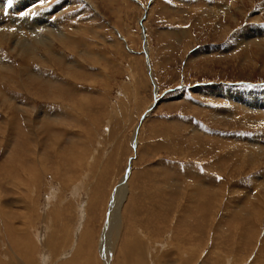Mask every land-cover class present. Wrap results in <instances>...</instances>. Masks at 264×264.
I'll return each mask as SVG.
<instances>
[{"label":"rangeland","instance_id":"rangeland-1","mask_svg":"<svg viewBox=\"0 0 264 264\" xmlns=\"http://www.w3.org/2000/svg\"><path fill=\"white\" fill-rule=\"evenodd\" d=\"M24 1L0 0L8 20L0 33L17 38L13 28L45 17L59 27L52 48L64 60L45 53L44 44L33 51L13 37L0 44V63L7 61L0 66V264H104L103 248L113 264H128V257L131 264H182L187 249L200 258L192 264H211L214 256L219 264H264V137L255 143L261 149L251 145L264 136V107L227 95L264 98V0H238L235 7L229 0L215 9L222 0H36L30 13L20 15L26 6L7 17ZM23 31L40 40L30 27ZM252 32L263 37L242 36ZM3 96L14 111L3 107ZM131 159L120 234L110 246L98 231ZM78 183L85 184L80 192ZM74 188L79 195L71 196ZM79 207L93 215L92 228L84 219V242ZM125 227L139 244L121 254ZM34 228L44 234L39 240ZM12 230L28 239V249L12 242ZM170 238L166 258L162 246Z\"/></svg>","mask_w":264,"mask_h":264},{"label":"bare ground","instance_id":"bare-ground-1","mask_svg":"<svg viewBox=\"0 0 264 264\" xmlns=\"http://www.w3.org/2000/svg\"><path fill=\"white\" fill-rule=\"evenodd\" d=\"M35 1L36 0H25L24 2H22V3H19L18 5H16V7L13 9L12 8V10H10V9H6V10H10L11 11V13H10V11L9 12H7L6 14H7V17H9L10 15H12V13H14V12H17V10H19V8H21V9H23L24 7H26V6H28L29 4H31L32 2H34L35 3ZM228 1L229 0H222V2H219V3H214L212 6H211V9H215L216 7H222L224 4L225 5H227V3H228ZM237 1L238 0H233V3L231 4V7H235V6H237ZM3 3H5V1H3ZM7 4V3H6ZM6 4H4V5H6ZM33 5V4H32ZM0 6H1V3H0ZM29 7V6H28ZM27 8V7H26ZM25 8V9H26ZM58 8L59 7H57V9L55 10L56 12H59V10H58ZM60 8H61V6H60ZM145 8V7H144ZM2 10H3V8H1ZM0 9V10H1ZM20 9V10H21ZM21 13V12H20ZM5 14V13H4ZM49 15H47L48 17H50V14L51 13H48ZM57 14V13H56ZM16 15V14H15ZM144 15L145 14H143V17L141 18V20L144 18ZM4 15H3V12L1 13L0 12V26H3V27H5V25L7 26V24H8V20L5 18V19H3L2 17H3ZM13 17V16H12ZM67 17V16H66ZM34 18V17H33ZM15 19V18H14ZM64 21V20H63ZM57 22V21H56ZM144 22V21H143ZM14 23V22H13ZM16 23V22H15ZM14 23V24H15ZM29 23H31V22H29ZM65 23V22H64ZM58 24V23H57ZM32 25V26H31ZM55 25V24H54ZM53 25V23H51L50 21L48 22V19L47 18H45V17H41V18H39L38 20H36V22L34 23V24H26V23H21V25H20V27L22 28V29H20V30H18L17 28H13V30L15 31V33H17L18 35H20V33H21V35L20 36H17V38L15 37V35H5L4 33L5 32H3V33H0V44H3V43H7V41L9 40V39H11L12 37H13V39H14V45H16V46H18L19 48H21V49H24V50H28L29 49V51H33V50H37V48H38V46H39V44H44V46L46 47V50H45V53L46 52H50L51 54L53 53V55H56L59 59H63L64 60V58H63V55H62V53H60V51H58V52H54V49L52 48V42H53V40L54 39H56V37H53L52 36V34H54V33H52V30L54 31V32H56L57 34H58V32H59V27L56 25L55 27H53L54 26ZM66 25V24H65ZM141 25L143 26L142 28H144L145 27V25H144V23H141ZM11 26H13L11 23H10V26L9 27H11ZM14 26H16V25H14ZM30 27V29L32 30V32H30L31 34L33 33V31H35V34H39L38 36L40 37V40L37 42H34L33 43V41H29L28 40V38L26 37V36H28V34L27 33H23L24 31H23V29H25V28H29ZM58 27V28H57ZM37 28H41L42 30L43 29H45L46 31L48 30V32L47 33H42V30L41 29H37ZM11 29V28H10ZM54 29H56V31L54 30ZM3 30L4 31H9L8 30V28H3ZM40 30H41V33H40ZM12 31V30H11ZM142 31V30H141ZM144 31V30H143ZM10 32V31H9ZM26 32V31H25ZM37 32V33H36ZM8 33V32H7ZM23 34V35H22ZM262 33H259V32H257V33H253L252 32V34H248V33H246V34H243L242 36L244 37V38H247V37H253V36H257V35H261ZM61 35H63V34H61ZM25 36V37H24ZM247 36V37H246ZM261 37H263V35H261ZM19 38V39H18ZM124 38V37H123ZM60 39V38H59ZM142 39H143V44H144V50H145V53H146V62H145V65L147 66V72L149 73V75H151V66H150V63H149V61H150V57H149V52H148V46H147V38L144 36V34H143V32H142ZM241 39V38H240ZM33 40H35V39H33ZM247 40H248V38H247ZM241 41V40H240ZM244 41V40H243ZM243 41H241V42H243ZM245 42V41H244ZM247 42V41H246ZM25 44V45H24ZM12 47V46H11ZM14 47V46H13ZM12 47V48H13ZM41 47V46H40ZM20 49V50H21ZM39 49V48H38ZM40 51V50H39ZM84 51V50H83ZM22 52V51H21ZM44 53V54H45ZM66 58V57H65ZM3 59V58H2ZM72 61V60H71ZM28 62V61H27ZM44 62V61H43ZM46 62V61H45ZM66 62H67V60H66ZM65 62V63H66ZM47 63H49V62H47ZM1 65L0 66H3V67H7L6 66V64H7V61H2V63H0ZM39 76V75H37L35 72L34 73H32V76ZM31 76V77H32ZM30 77V78H31ZM32 80V79H31ZM153 81V80H152ZM30 82V81H29ZM25 87V86H24ZM23 87V88H24ZM27 88V87H26ZM25 88V89H26ZM217 88H215V87H212V86H210L209 87V92L210 93H213V92H215V90H216ZM27 91H29L28 89H26ZM0 91H2V89L0 88ZM156 91H157V86L155 85V83H154V93H156ZM225 91V90H224ZM218 92H221V91H218ZM239 92V91H238ZM236 93L235 92V94H234V92L233 93H230V94H227L228 95V98L229 99H235V100H237L238 102H239V104H244V100L243 101H241L239 98L241 97V96H245V100L246 99H253L252 101H251V104L253 105V106H255V107H253V108H259V106H260V108H262V106L264 107V98H262L261 97V95H260V97H258V96H256V94H254L253 92H240V93ZM3 94L4 93H6V92H2ZM1 93V94H2ZM43 96V95H42ZM4 97V96H3ZM46 97V96H45ZM69 97V96H68ZM44 98V97H43ZM1 100H3V104H5L6 103V105L5 106H3V107H5V108H7V109H10V111L13 109V111H14V109H15V107L14 106H12V104H10V103H8L7 101H6V99H5V97L4 98H2ZM151 106L152 105H150V107L148 108V111L150 110V108H151ZM20 107H22V106H20ZM23 109H24V107H22ZM21 108V109H22ZM19 110V111H21L22 112V110ZM5 110V109H4ZM25 110H26V108H25ZM261 110V109H260ZM18 111V110H17ZM48 111V110H47ZM258 111V110H257ZM242 112V111H241ZM47 113H50V112H47ZM52 114V113H51ZM14 116V115H13ZM257 116H259V115H257ZM10 117H11V115H10ZM13 119V118H12ZM11 119V120H12ZM16 120V119H15ZM33 121V120H32ZM1 123V122H0ZM38 124H40V123H38ZM42 124V123H41ZM44 125V124H43ZM26 126H24V128H25ZM41 127V126H40ZM44 127V126H43ZM28 128V127H27ZM30 128V127H29ZM36 132V131H35ZM36 134V133H35ZM39 134V133H38ZM135 135V137H136V139H134V142H132L133 144H134V146H135V144H137L138 143V138H137V131H135V133L133 134V136ZM260 135V134H259ZM257 137V136H256ZM262 137H264L263 135L262 136H260V138L259 139H257V138H255L256 140V142L255 141H253V139H251L252 140V142H251V145L253 144V146H256V148L258 147V148H260L261 149V145H256L255 143H258V142H260V139H262ZM238 139V138H237ZM233 140H235V139H233ZM242 140V139H241ZM43 141V140H42ZM39 142L40 141H38V144H39ZM249 142V141H248ZM254 142V143H253ZM233 143V142H232ZM264 143V142H263ZM239 144V143H238ZM237 144V145H238ZM248 146H250V145H248ZM263 146V145H262ZM224 148V147H223ZM257 148V149H258ZM136 150H137V148H136ZM253 153V152H252ZM256 153V152H255ZM255 157V156H254ZM263 159V158H262ZM37 160V159H36ZM47 160H48V158H47ZM39 162V161H38ZM42 162H43V160H42ZM44 163V162H43ZM45 163H46V161H45ZM48 164V163H47ZM132 164H133V162H132V159L129 161V164H127L128 166L126 167V171H125V174H124V178H123V181H122V184H121V188L118 190V188L116 187L115 188V192H113L112 193V196L113 197H111L110 198V201H109V204H108V208H107V212H108V214L106 215V218H104L105 219V221H104V224H103V227L102 228H100L99 229V231H98V236L99 235H101V243H103V244H105V243H107V241H108V243H110V246L111 245H113L114 246V243H115V241L117 240V238H118V236H119V234H120V228H121V219H120V215H119V209H120V207H121V205H120V203L121 202H123V199L126 197L127 198V196H126V194H127V179L128 178H130L129 176L132 174L131 173V170H132ZM42 165V164H41ZM42 167V166H41ZM54 167V166H53ZM37 168V167H36ZM49 168V167H48ZM42 170V169H41ZM45 170V169H44ZM55 172V171H54ZM30 173V172H29ZM85 173V172H84ZM195 173V172H194ZM82 175V174H81ZM88 175V174H87ZM183 175H185L184 173H183ZM196 177H198L197 175H196ZM195 178V177H194ZM196 179H198V178H196ZM195 179V180H196ZM200 179V178H199ZM85 180V179H84ZM200 181V180H199ZM198 184V183H197ZM65 185V184H64ZM82 183H78V186H76L77 188H78V190H79V192L81 191V189H82ZM85 185V184H84ZM83 185V186H84ZM202 186V185H201ZM75 187V186H74ZM87 188V187H86ZM193 188V187H192ZM191 188V189H192ZM76 188H74L72 191V195L71 196H73V195H79V192L78 191H76L75 190ZM197 189V188H196ZM200 189V188H199ZM202 189V188H201ZM69 190H70V188H69ZM68 190V191H69ZM173 190V189H172ZM176 190V189H175ZM196 193H197V191L196 190H194ZM201 191V190H200ZM171 192V191H170ZM193 192V191H192ZM201 192H203V191H201ZM201 192H200V194H201ZM50 193V192H49ZM189 193V192H188ZM96 194V193H95ZM204 194V193H203ZM218 194V193H217ZM50 195H51V193H50ZM49 195V196H50ZM190 195H191V192H190V194H189V198H190ZM205 195V194H204ZM34 197V196H33ZM55 197V196H54ZM193 197V196H192ZM202 197H204V196H202ZM47 198V197H46ZM53 198V197H52ZM92 198V197H91ZM216 198H217V196H216ZM221 198V197H220ZM27 199V198H26ZM55 199V198H54ZM53 199V200H54ZM198 198H196V199H194L195 201L197 200ZM201 199V198H200ZM203 199V198H202ZM205 199V198H204ZM218 199V198H217ZM217 199H215V200H217ZM38 200V199H37ZM209 200V199H208ZM219 200V199H218ZM223 200V199H222ZM192 201V200H191ZM191 201H189V202H191ZM195 201L193 202V203H195ZM92 202V201H91ZM91 202L89 201V203H88V206L89 205H91ZM202 202V201H201ZM207 202L208 201H206V204H207ZM211 202V201H210ZM222 202V201H221ZM228 202V201H227ZM32 203H33V201H32ZM37 203V202H36ZM47 203V202H46ZM229 203V202H228ZM13 204H14V202H13ZM47 204H49V203H47ZM103 204V203H102ZM202 204L204 205V203L202 202ZM234 204V203H233ZM33 205V204H32ZM94 205V204H93ZM190 206H192L191 205V203L189 204ZM208 205V204H207ZM36 206V205H35ZM97 206V205H96ZM100 206V205H99ZM196 206V205H195ZM195 206H193V207H195ZM198 206V205H197ZM209 206V205H208ZM207 206V207H208ZM254 206V205H253ZM39 207V206H38ZM94 207V206H93ZM92 206H91V209L93 208ZM201 207H202V205H201ZM205 207V206H204ZM203 207V208H204ZM31 208H32V206H31ZM33 208H34V205H33ZM32 208V209H33ZM37 208V207H36ZM35 208V209H36ZM40 208V207H39ZM209 208V207H208ZM207 208V209H208ZM195 209H197V207L195 208ZM195 209H193V210H195ZM202 209V208H201ZM200 209V210H201ZM212 209V208H211ZM34 210V209H33ZM42 210V209H41ZM105 210V209H104ZM190 210V209H189ZM192 210V209H191ZM199 210V211H200ZM210 210V209H209ZM35 211V210H34ZM130 211V210H129ZM102 212V211H101ZM117 212H118V215H117ZM188 212V211H187ZM196 212V211H195ZM198 212V211H197ZM207 212H208V210H207ZM209 212H211V211H209ZM209 212H208V214H209ZM35 213V212H34ZM78 213H79V223L77 224V226H76V228H77V231H79V234H80V240H79V238H78V241L80 242L81 240H84L85 239V237H88L89 235H90V232H87V233H85V234H83L82 235V233H83V230H84V227H87L88 228V226H87V224H85V225H83V223L84 222H86V221H84V219L85 220H87L88 221V224H89V222H90V227H91V224L93 225V223H92V218H91V216H93V215H88V213L85 211V208H80L79 207V209H78ZM162 213V212H161ZM43 214V213H42ZM46 214V213H45ZM61 214V213H60ZM92 214H94V212L92 213ZM101 214V213H100ZM195 214V213H194ZM201 214V213H200ZM124 215V214H123ZM201 215H203V214H201ZM8 216V215H7ZM9 216H10V214H9ZM16 216V215H15ZM105 216V215H104ZM196 216H197V214H196ZM204 216V215H203ZM209 216V215H208ZM226 216V215H225ZM11 217V216H10ZM57 217V216H56ZM85 217V218H84ZM187 217V216H186ZM197 217H199V214H198V216ZM202 217V216H201ZM14 218V217H13ZM53 218H55V217H53ZM181 218V217H180ZM185 218V217H184ZM195 218V217H194ZM193 218V219H194ZM212 218V217H211ZM215 218V217H214ZM4 219V218H3ZM11 219V218H10ZM95 219H96V216H95ZM98 219V218H97ZM199 219V218H198ZM206 219V218H205ZM204 219V220H205ZM12 220V219H11ZM203 220V217H202V219H201V221ZM203 220V221H204ZM53 221V220H52ZM183 221H185V220H183ZM194 221V220H193ZM192 221V222H193ZM206 221V220H205ZM12 222V221H11ZM82 222V223H81ZM196 222V221H195ZM257 222V221H256ZM87 223V222H86ZM187 223V222H186ZM185 223V224H186ZM189 223V222H188ZM211 223H213L212 221H211ZM8 225V227L10 228V226H11V224L10 223H7ZM13 224V223H12ZM179 224V223H178ZM191 224V223H190ZM203 224V223H202ZM207 224H208V222H207ZM210 224V223H209ZM96 225V224H95ZM124 225V224H123ZM184 225V224H183ZM206 225V224H205ZM218 225V224H217ZM15 226V225H14ZM28 226V225H27ZM74 226V225H73ZM170 226V225H169ZM187 226V225H186ZM189 227V226H188ZM193 227H194V225H193ZM207 227V226H206ZM8 228V229H9ZM57 228V227H56ZM92 228V227H91ZM90 228V229H91ZM123 228V227H122ZM126 228V227H125ZM209 228V227H208ZM24 229V228H23ZM35 229V228H34ZM34 229H33V231H34ZM94 229V228H93ZM186 229H187V227H186ZM195 229V228H194ZM36 230V232H35V235L34 236H36L37 237V240H39L43 235H42V233L43 232H37V229H35ZM76 230V229H75ZM125 230V229H124ZM135 230V229H134ZM191 230V229H190ZM9 231H10V229H9ZM185 230L183 229V232H184ZM188 231H189V229H188ZM53 232V231H52ZM129 231H127V228H126V230L124 231V233H123V235L124 236H122V240L120 241L121 243H120V250H119V252L121 253V254H123V253H125V254H127V252H129V250H130V245L131 244H135L136 243V241L138 240V239H136V238H130V235H129V233H128ZM141 232V231H140ZM187 232V231H186ZM247 232V231H246ZM9 233V232H8ZM14 233V234H13ZM142 233V232H141ZM199 233V232H198ZM224 233V232H223ZM248 233V232H247ZM10 234H12V235H14V239L12 238V242L13 243H16L17 245H18V247H19V249H21V248H23L24 247V249L25 248H27L28 247V243L29 242H27L28 241V239L26 240V237H24V236H21V234H18V233H16L15 234V232H14V230H12L11 231V233ZM53 234V233H52ZM91 234H92V232H91ZM134 234V233H133ZM139 234V233H138ZM183 234V233H182ZM189 234H191V233H189ZM195 234V233H194ZM184 235V234H183ZM196 235V234H195ZM227 234L225 233V236H226ZM231 235V234H230ZM56 236V235H55ZM132 236V235H131ZM170 236V235H169ZM213 236V235H212ZM215 236V235H214ZM242 236H243V234H242ZM5 237V236H4ZM93 237V236H92ZM137 237V236H136ZM180 237H182V236H180ZM191 238L193 237V236H190ZM198 237H199V235H198ZM62 238V237H61ZM75 238H76V236H75ZM138 238V237H137ZM168 238V237H167ZM194 238H195V236H194ZM7 239V238H6ZM51 240H52V237L50 238ZM73 239V238H72ZM77 239V238H76ZM134 239H136V240H134ZM140 239V238H139ZM178 239V238H177ZM180 239V238H179ZM196 239V238H195ZM184 240V239H183ZM193 240V239H192ZM56 241V240H55ZM58 241H60L59 239H58ZM57 241V242H58ZM85 241V240H84ZM84 241H81V242H84ZM139 241V240H138ZM138 241H137V243H138ZM181 241V240H180ZM179 241V242H180ZM198 241V240H197ZM32 242V241H31ZM45 242V241H44ZM46 242H47V240H46ZM45 242V243H46ZM49 242H51L50 240H49ZM71 242H72V240H71ZM75 242V241H74ZM164 242V241H163ZM170 242H172V240H171V238L169 239V241H167L166 243H165V245H163L162 246V248H165L164 250L165 251H163V255H161V256H163V257H168V255H169V252H168V250H166V248L167 249H169L167 246H170L169 245V243ZM212 242V241H211ZM34 243V242H33ZM48 243V242H47ZM89 243H90V240H89ZM151 243V242H150ZM156 243V242H155ZM173 243H175L174 241H173ZM172 243V245H174ZM188 243H190V242H188ZM192 243V242H191ZM195 243V242H194ZM198 243H199V241H198ZM216 243V242H215ZM264 243V242H263ZM32 244V243H31ZM53 243H51V245H52ZM55 244H57L56 242H55ZM76 244V243H75ZM85 244H86V242H85ZM97 244V243H96ZM139 244V243H138ZM137 244V245H138ZM178 244V241H176V243H175V248L176 249H180L181 250V248L177 245ZM214 244V243H213ZM34 245V244H33ZM41 245H42V243H41ZM45 245V244H44ZM58 245V244H57ZM90 245H91V243H90ZM99 245V244H98ZM171 245V246H172ZM182 245V244H181ZM186 245V244H185ZM197 245H199V244H197ZM30 246H32V245H30ZM70 246V245H69ZM94 246V245H93ZM107 246V245H106ZM142 246V245H141ZM151 247V249H150V252L154 249L155 250V248H156V251L158 252V250H157V247H155V248H153L152 246L153 245H150ZM178 246V247H177ZM189 246V245H188ZM192 246H193V244H192ZM192 246H191V248H192ZM33 247H35V246H33ZM43 247V246H42ZM48 247V246H47ZM55 247H57V246H55ZM54 247V248H55ZM76 247H78V245L76 244V246L73 248V253H75L76 252ZM90 247V246H89ZM99 247V246H98ZM105 247V246H104ZM117 247V246H116ZM160 247V246H159ZM158 247V248H159ZM194 247V246H193ZM212 247V246H211ZM215 247H218V246H215ZM44 248V247H43ZM100 248V247H99ZM101 248H102V245H101ZM132 248V247H131ZM135 248V247H134ZM141 248V247H140ZM172 248V247H171ZM183 248H186V246H184ZM182 248V249H183ZM28 249V248H27ZM49 249V248H48ZM51 249H52V247H51ZM55 249H59V248H55ZM78 249V248H77ZM79 249H82V248H79ZM106 249V248H105ZM104 248L103 249H100V257H101V259H102V261H103V263L104 264H113L112 262H109V261H107L106 259L107 258H105V257H107V255H106V251H104L105 250ZM113 249V248H112ZM178 249V250H179ZM195 249V248H194ZM44 250V249H43ZM107 251H108V249H106ZM212 250V249H211ZM22 251H23V249H22ZM27 251V250H26ZM29 251V250H28ZM65 251V250H64ZM63 251V252H64ZM78 251V250H77ZM89 251V250H88ZM110 251V250H109ZM135 251V250H134ZM155 251V252H156ZM162 251V250H161ZM185 252H183V251H181L182 253H181V255L180 256H182V260H183V262H182V264H192V262H193V260H195L196 258L197 259H200V258H198V257H196V255L198 254H196V252H195V250L193 251V250H191L190 249V251L188 252V249H187V251L186 250H184ZM202 251V250H201ZM53 252H56L55 250L53 251ZM79 252V251H78ZM117 252H118V250H117ZM154 252V253H155ZM179 252V251H178ZM216 252V251H215ZM61 253V252H60ZM77 253V252H76ZM86 253V252H85ZM204 253V252H203ZM209 253V252H208ZM36 254V253H35ZM65 254H66V252H65ZM124 254V255H125ZM132 254V253H131ZM161 254V253H160ZM174 254V253H173ZM212 253H210V255H211ZM18 255V254H17ZM48 255V254H47ZM64 255V254H63ZM109 255V254H108ZM152 255V254H151ZM170 255H172V254H170ZM176 255V254H175ZM179 255V254H178ZM213 255V254H212ZM211 255V256H212ZM54 256H56V255H54ZM66 256V255H65ZM74 256V255H73ZM85 256V255H84ZM139 256V255H138ZM142 256V255H141ZM152 256H154V255H152ZM196 258H195V257ZM199 256V255H198ZM9 257V256H8ZM43 257V256H42ZM44 257H46V259L45 260H47L48 261V256H44ZM62 257V256H61ZM80 257V256H79ZM171 257V256H170ZM200 257V256H199ZM208 257H210L209 255H208ZM215 257V258H214ZM213 258H214V260H213V262L211 263V264H219V256H214ZM225 257V256H224ZM224 257H222V258H224ZM53 258V257H52ZM78 258V257H77ZM82 258H85V257H82ZM81 258V259H82ZM152 258V257H151ZM184 258H189V259H187V260H184ZM206 258H207V256H206ZM221 258V259H222ZM61 259V258H60ZM64 259V258H63ZM71 259V258H70ZM128 260H127V262H128V264H131V261H130V257H128L127 258ZM178 259H179V257H178ZM177 259V260H178ZM96 260V259H95ZM168 260V259H167ZM3 261V260H2ZM60 261H62V260H60ZM86 261V260H85ZM112 261V260H111ZM134 261V260H133ZM155 261V260H154ZM164 261V260H163ZM162 261V262H163ZM234 261V260H233ZM4 262V261H3ZM52 262H53V260H52ZM143 262V261H142ZM215 262V263H214ZM6 263V262H5ZM5 263H3V264H5ZM43 263V262H42ZM81 263V262H80ZM154 263V262H153ZM156 263V262H155ZM166 263V262H165ZM207 263V260L206 259H203L199 264H206ZM223 264H233L232 263V261L230 262V260H226V261H223L222 262ZM243 263H245V262H243ZM7 264V263H6ZM46 264H48V262L46 263ZM65 264V263H64ZM84 264V263H83ZM85 264H86V262H85ZM137 264V263H136ZM157 264H159V263H157ZM194 264V263H193ZM198 264V263H197Z\"/></svg>","mask_w":264,"mask_h":264},{"label":"snow or ice","instance_id":"snow-or-ice-1","mask_svg":"<svg viewBox=\"0 0 264 264\" xmlns=\"http://www.w3.org/2000/svg\"><path fill=\"white\" fill-rule=\"evenodd\" d=\"M7 2H8V4H11V3H12V0H7ZM32 7H35V5L33 4V5L29 6V7L27 8L26 12H21L20 15H21V16H24V15H26L27 13H30Z\"/></svg>","mask_w":264,"mask_h":264}]
</instances>
